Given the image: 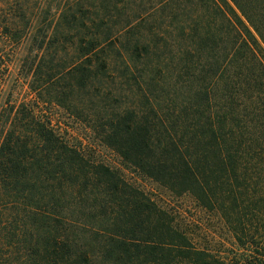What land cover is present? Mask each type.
Returning <instances> with one entry per match:
<instances>
[{
    "label": "trees",
    "instance_id": "1",
    "mask_svg": "<svg viewBox=\"0 0 264 264\" xmlns=\"http://www.w3.org/2000/svg\"><path fill=\"white\" fill-rule=\"evenodd\" d=\"M69 1L36 32L0 0V264H264V0ZM137 181L190 198L231 248Z\"/></svg>",
    "mask_w": 264,
    "mask_h": 264
},
{
    "label": "rangeland",
    "instance_id": "2",
    "mask_svg": "<svg viewBox=\"0 0 264 264\" xmlns=\"http://www.w3.org/2000/svg\"><path fill=\"white\" fill-rule=\"evenodd\" d=\"M19 3L23 5L25 8L30 20L32 21L31 28H34L36 31V27H38V23H42V17H44V11L48 7H52L50 15H48L47 22L52 19V16L55 11V7L60 3H65L69 0H18ZM71 3V1H69ZM12 5L11 14L15 12L16 5ZM37 32V31H36ZM28 51V44L23 43L19 48H14V45H11V68L8 76V83L11 84V92H13V99L16 101H21L28 97V89L26 87V83L23 80L21 75V63L24 56H26ZM48 115H50L52 119V124L57 126L58 128H62L66 130L69 135L73 138H77L78 140H83V134H87V129L84 125H79L76 122L70 121L67 119L66 115H63V111L61 109H57L54 107H44ZM50 112V113H49ZM76 123V124H75ZM85 143V141H83ZM91 143V142H90ZM92 149H94L99 156H101L106 162L111 163V165L118 166V160L113 154H110L109 151L102 149L96 143H91ZM140 186L144 190H146L150 197L153 198L158 204H169L170 208L175 210L177 213V218L179 220H188V221H197L200 222V225L211 233L216 232L219 236L223 238L224 243H226L227 248H231V237L226 231L222 228L221 222L213 217L208 216L201 212L193 201L190 198H182V199H172L169 198V195L158 188L155 184H152L148 181H137ZM184 217V218H183ZM183 218V219H182ZM199 225V224H198Z\"/></svg>",
    "mask_w": 264,
    "mask_h": 264
}]
</instances>
